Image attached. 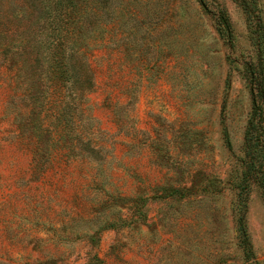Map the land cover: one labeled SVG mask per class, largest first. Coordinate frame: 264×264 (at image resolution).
<instances>
[{
    "label": "rangeland",
    "instance_id": "1",
    "mask_svg": "<svg viewBox=\"0 0 264 264\" xmlns=\"http://www.w3.org/2000/svg\"><path fill=\"white\" fill-rule=\"evenodd\" d=\"M246 1L251 18L237 0H73L89 86L54 85L42 58L40 85L20 82L0 55V264H264L259 186L237 221L264 76V0Z\"/></svg>",
    "mask_w": 264,
    "mask_h": 264
},
{
    "label": "trees",
    "instance_id": "2",
    "mask_svg": "<svg viewBox=\"0 0 264 264\" xmlns=\"http://www.w3.org/2000/svg\"><path fill=\"white\" fill-rule=\"evenodd\" d=\"M12 1L0 0V55L7 60L9 68L17 69V79L26 84L40 85L34 80L33 73L43 59L44 64L41 62L39 70L42 69L43 75L54 85H93L82 59V52L89 47V41L84 36L85 28L79 17L85 13L86 7L74 10L73 0H15L16 4H12ZM237 2L251 18L253 10L247 1ZM256 20L260 23L258 17ZM259 27L262 28V24ZM257 41L261 45L260 38ZM11 43L15 46L13 49ZM37 80L43 83L41 78L37 77ZM252 92L251 112L242 146V176L235 187L240 227L253 184L259 186L264 198L262 68L254 76ZM240 230L241 236L243 230ZM242 236V245L247 249L246 235Z\"/></svg>",
    "mask_w": 264,
    "mask_h": 264
}]
</instances>
